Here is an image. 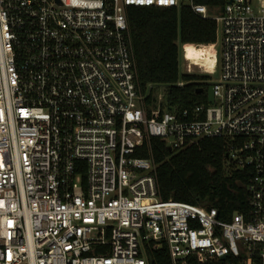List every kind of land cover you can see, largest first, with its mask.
Here are the masks:
<instances>
[{
    "label": "built area",
    "instance_id": "1",
    "mask_svg": "<svg viewBox=\"0 0 264 264\" xmlns=\"http://www.w3.org/2000/svg\"><path fill=\"white\" fill-rule=\"evenodd\" d=\"M183 5L219 51L214 101L179 108L141 86L127 11ZM151 138L223 139L246 208L162 200ZM146 241L172 264H264V0H0V264H149Z\"/></svg>",
    "mask_w": 264,
    "mask_h": 264
},
{
    "label": "trees",
    "instance_id": "2",
    "mask_svg": "<svg viewBox=\"0 0 264 264\" xmlns=\"http://www.w3.org/2000/svg\"><path fill=\"white\" fill-rule=\"evenodd\" d=\"M212 9L225 0H196ZM128 26L138 66L141 86H166L168 104L179 108L208 104L209 76L179 74L180 45L207 48L217 41L216 22L203 18L188 6L178 8L130 7ZM183 82V86H178ZM200 88L203 90L200 92ZM140 156H152L157 164L159 196L216 208L219 216L229 218L246 208V170H229L225 164L226 143L219 138H205L179 152L151 138ZM149 264H172L166 243H144Z\"/></svg>",
    "mask_w": 264,
    "mask_h": 264
},
{
    "label": "rangeland",
    "instance_id": "3",
    "mask_svg": "<svg viewBox=\"0 0 264 264\" xmlns=\"http://www.w3.org/2000/svg\"><path fill=\"white\" fill-rule=\"evenodd\" d=\"M200 49L206 51L208 48H200ZM212 51H215L218 53L219 49L218 48L217 49L211 48V50H209V52H206L203 54V57L206 60H208L209 56H210L212 59V62H213L215 56H214ZM188 64L191 65V67H192V70L189 72L187 71V65ZM201 65H202L201 62L199 64H196V63L192 62V60L187 62L185 60V57H184L183 46L180 45V47H179V74L180 75L190 73V74H195V75H199V76H209L211 78V82H213L218 76V67L215 71L214 68L207 69L206 67L201 66Z\"/></svg>",
    "mask_w": 264,
    "mask_h": 264
},
{
    "label": "bare ground",
    "instance_id": "4",
    "mask_svg": "<svg viewBox=\"0 0 264 264\" xmlns=\"http://www.w3.org/2000/svg\"><path fill=\"white\" fill-rule=\"evenodd\" d=\"M186 49H187V58H189L190 60H192V62L199 64L200 62L202 63L201 66H204L206 68H211L212 66V59L209 56V61L206 60L203 57V54L206 52H209V50H211V48L207 47L208 49L206 51L201 50L200 48H197L195 45H191V44H187L186 45ZM196 47V48H195Z\"/></svg>",
    "mask_w": 264,
    "mask_h": 264
},
{
    "label": "water",
    "instance_id": "5",
    "mask_svg": "<svg viewBox=\"0 0 264 264\" xmlns=\"http://www.w3.org/2000/svg\"><path fill=\"white\" fill-rule=\"evenodd\" d=\"M202 90H203V89L200 88L199 91L201 92ZM207 96H208V101H209L210 103H212V102L214 101L213 88H212V86H210V87L208 88Z\"/></svg>",
    "mask_w": 264,
    "mask_h": 264
}]
</instances>
